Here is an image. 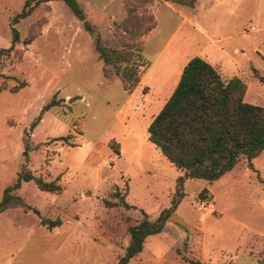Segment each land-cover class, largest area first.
<instances>
[{"label": "rangeland", "instance_id": "rangeland-1", "mask_svg": "<svg viewBox=\"0 0 264 264\" xmlns=\"http://www.w3.org/2000/svg\"><path fill=\"white\" fill-rule=\"evenodd\" d=\"M25 1L0 0V49L10 46L13 27L19 33L13 49L0 54V201L23 168L56 179L61 190L46 192L29 181L11 192V205L0 213V264H112L125 251L128 228L142 212L159 216L178 188L183 172L148 140L147 127L187 61L197 56L224 80L242 79L244 100L264 106V83L254 73L264 78V0H195L193 7L77 0L93 33L63 0H31L39 2L14 23ZM143 10L156 25L131 39L145 24ZM95 37L140 50L145 67L133 89H124L112 67L104 76ZM51 100L57 104L36 120ZM250 162L241 158L213 182L185 179L170 218L127 264H258L264 150ZM116 189L132 208L104 204L116 200ZM44 218L60 224L47 228Z\"/></svg>", "mask_w": 264, "mask_h": 264}, {"label": "trees", "instance_id": "trees-1", "mask_svg": "<svg viewBox=\"0 0 264 264\" xmlns=\"http://www.w3.org/2000/svg\"><path fill=\"white\" fill-rule=\"evenodd\" d=\"M30 1L26 0L21 11L13 17L14 23L27 17L39 2L30 5ZM63 1L82 21L83 28L93 33L94 29L85 19L78 1ZM151 1L141 0L140 3L141 6H145ZM170 1L189 7H193L195 2V0ZM127 13L129 16L134 15L132 8H127ZM140 14L145 24H142L141 31L130 32L131 39L144 35L156 25L153 14L146 10ZM30 40V38L25 40V43H29ZM18 41L19 33L13 27L11 44L8 48L0 49V54L11 51ZM94 47L98 59L104 64V76L109 75L107 68L112 67L114 75L121 79L124 89L128 91L133 89L145 67L140 50L127 41L120 46L109 47L103 44L99 37H95ZM254 73L260 82L264 83V78L256 71ZM25 85V82L18 83L9 91L16 92ZM245 91L246 85L242 79L233 76L224 80L216 67L200 57H192L183 66L174 90L147 127L148 140L159 149L169 163L183 172L177 179L178 188L169 207L159 216L152 220L142 212L143 218L128 228L129 242L124 253L112 264H127L132 257L142 251L148 236L161 231L183 197L179 188L185 179H204L213 182L230 171L241 158H245L251 166V159L264 150V106L245 101ZM55 104L57 103L53 100L45 104L36 120ZM66 138L68 136L59 137ZM29 181H33L39 189L46 192L54 193L61 190L56 179L45 181L23 168L18 172L15 182L4 189L0 213L11 205L10 201L13 198L11 192L20 188L23 182ZM206 194L207 189L202 188L199 197L205 198ZM111 196L116 200H104L106 206L122 204L125 208H132L118 189L113 191ZM40 224L53 228L60 224V220L44 218L40 220ZM258 264H264V259L259 260Z\"/></svg>", "mask_w": 264, "mask_h": 264}]
</instances>
